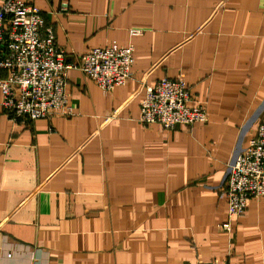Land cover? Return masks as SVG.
Returning a JSON list of instances; mask_svg holds the SVG:
<instances>
[{
    "label": "crops",
    "instance_id": "crops-1",
    "mask_svg": "<svg viewBox=\"0 0 264 264\" xmlns=\"http://www.w3.org/2000/svg\"><path fill=\"white\" fill-rule=\"evenodd\" d=\"M21 1L67 61L116 42L134 63L108 94L70 70L71 116L13 122L0 90V264H264V198L221 228L264 121V0ZM178 76L206 123L143 127L146 88Z\"/></svg>",
    "mask_w": 264,
    "mask_h": 264
},
{
    "label": "built area",
    "instance_id": "built-area-1",
    "mask_svg": "<svg viewBox=\"0 0 264 264\" xmlns=\"http://www.w3.org/2000/svg\"><path fill=\"white\" fill-rule=\"evenodd\" d=\"M142 32L136 28L128 30L131 38ZM132 54L131 43L122 47L112 42L69 62L55 44L53 29L44 26L41 10L21 0H2L0 70L8 74L0 80L1 108L13 122L71 116L65 92L68 72L78 70L108 94L130 79L134 63ZM192 101L182 76L161 79L146 88L139 105L138 122L143 127L158 124L164 130L206 123L205 108L191 106ZM227 169L221 197L227 202L228 221L221 228L229 232V220L244 214L248 200L264 198V121Z\"/></svg>",
    "mask_w": 264,
    "mask_h": 264
}]
</instances>
